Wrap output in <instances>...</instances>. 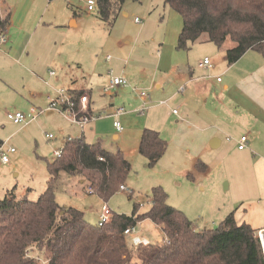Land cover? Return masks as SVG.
<instances>
[{"label":"rangeland","instance_id":"1","mask_svg":"<svg viewBox=\"0 0 264 264\" xmlns=\"http://www.w3.org/2000/svg\"><path fill=\"white\" fill-rule=\"evenodd\" d=\"M23 1L32 2L5 0L12 10L18 7L20 12L22 7L19 6ZM71 3L69 5L65 0H34L29 15H38L41 21L38 27L28 28L22 38H16L17 42H22L20 45L15 43L12 48L0 52V139L5 151L7 148L14 149L8 153L7 163L0 162V197L13 191L18 198L37 199L46 187V162L55 158L54 151L61 147L67 136L79 137L86 129L56 109L45 110L49 106L45 104L48 92L52 91L54 96H57L55 92L66 95L71 91L69 87H83L89 91L90 106L94 112L104 111L113 101L117 106L124 105L128 114L127 102L119 101L117 104L114 93L109 95L103 91L108 86V71L121 68L124 59L138 79L145 67L156 61L157 54L196 65L206 55L213 63L217 61L213 79L220 78L230 83L236 71L239 73L254 68L262 61L257 51L249 50L238 61L228 64L227 60L221 59L225 56V47L231 45L228 39L221 49L205 37L190 44L188 49H177L182 19L164 0H124L112 26L100 19L96 11H87L83 2ZM71 9L76 11L75 16ZM0 11H4L1 2ZM21 50L22 57L19 54ZM107 55L111 59H105ZM142 57L146 59L145 65L140 59ZM46 70L55 72L53 78H60L58 85L51 84L49 78L47 80ZM33 105L40 110L35 120L15 124L7 118V113L27 112ZM137 115L140 116V112ZM138 116L127 115L116 120L126 133L132 135V124L125 121L135 123ZM108 125L109 122L103 120L100 128L108 132ZM48 134L52 137L47 138ZM88 138L89 141L94 139ZM103 144L114 148L112 135H107ZM199 159L206 165L204 170L195 168L180 172L175 157L173 161L164 159L148 166L147 160L137 153L130 159L131 170L125 179L130 191L118 190L103 201L96 194L88 193L85 183L71 181L57 188L55 200L60 206L80 210L84 219L96 224L103 202L116 214L130 215L135 205L138 212H144L151 205L153 188L161 187L167 194L168 205L183 211L198 228L212 229L231 212L232 209L227 210V207L231 204L230 200H235L238 181L235 173L228 172L227 158L223 161L213 158L210 162L209 156L204 154ZM136 229L147 243L163 239L160 227L149 219L138 223ZM126 242L135 249L136 246L127 237Z\"/></svg>","mask_w":264,"mask_h":264},{"label":"trees","instance_id":"2","mask_svg":"<svg viewBox=\"0 0 264 264\" xmlns=\"http://www.w3.org/2000/svg\"><path fill=\"white\" fill-rule=\"evenodd\" d=\"M123 1L96 0L94 11L112 26ZM164 3L182 19L177 49H188L202 37L221 48L228 39V64L248 50L264 58V0ZM71 10L75 16L76 11ZM9 19L10 12L0 14V30L6 29ZM69 94L78 110L83 90ZM83 113L91 116L89 107ZM166 146L157 130L142 129L138 152L148 166L158 162ZM59 150V155L46 162V187L37 199L18 198L13 191L0 197V264H264L256 231L246 222L238 223L233 211L215 228H198L183 211L167 204L161 187L153 188L148 210L138 212L135 205L130 215L111 212L107 222L90 223L80 210L56 202L57 188L71 181L85 183L88 193L106 201L118 190L130 191L125 179L131 163L121 150H107L99 141L88 143L83 136H67ZM205 168L203 162H197L196 169ZM144 219L160 227L163 239L140 242L133 250L124 230Z\"/></svg>","mask_w":264,"mask_h":264},{"label":"crops","instance_id":"3","mask_svg":"<svg viewBox=\"0 0 264 264\" xmlns=\"http://www.w3.org/2000/svg\"><path fill=\"white\" fill-rule=\"evenodd\" d=\"M33 1L28 3L23 1L19 6V8L22 7L20 12L18 7L12 10L9 5H6L5 0H0L4 5V11H0V14L10 12L9 23L5 29L7 40L0 47V52H5V48H12L15 43L20 45L22 42H17L16 38L17 40L22 38V34L24 35L28 28L38 27L41 22L38 15L37 17L29 15ZM29 16L30 19H28ZM131 53L132 48L129 50V55ZM19 54L21 57L24 55L22 50ZM156 57V61L146 66L138 79L134 77L126 59L122 60L124 65L121 68L114 72L111 69L108 71L110 76L107 84L112 74L127 79V85L103 91L109 95L114 93L117 104L119 101L127 102L130 110L128 114L124 105L117 106L113 101L104 108V111L94 112L90 106L87 89L68 88L72 92L83 90V95L88 97L86 107L90 109L92 120L84 127L86 135L84 131L80 136H83L88 143L99 141L107 150H121L130 162L137 153L141 155L138 152V142L142 129L157 130L167 142L165 152L158 162L164 159L173 161L175 157L178 159L180 172L193 171L197 162L200 161L199 158L204 154L209 156L210 162L213 158H219L220 161L227 158L228 172L235 173L238 181L235 200L229 201L231 204L229 203L227 210L232 209L230 211L234 212L238 223L246 222L256 232L264 229V58L261 56L262 61L254 68L239 73L236 71L230 83V81L224 82L223 79H213L217 61L213 63L206 55L204 57H208L212 64L209 68L200 67V61L197 66L194 62L171 60L162 53L157 54ZM140 59L145 65L146 59L144 57ZM221 59L226 61L225 56ZM50 71H45L47 80L49 78L52 80L51 84L58 85L60 78H53L55 72L50 74ZM47 80H45L46 83H48ZM142 92L144 94H141ZM56 97L52 91L48 92L45 95V104L48 105L50 99ZM118 107H123V112L113 115ZM44 109L49 110L48 106ZM137 112L141 115L138 116ZM127 115L138 116L135 123L124 120L132 124V135L126 133L121 123L120 130L113 124L116 118H124ZM103 120L109 122L108 132L100 128ZM107 135H112L115 140L114 148H107L103 144ZM243 135L247 136V140L245 147L240 150L237 145L239 138ZM88 136L94 139L89 141ZM103 204L106 203L103 202ZM109 211L111 213L110 209ZM126 237L133 245L140 242L147 243L146 239H141L136 227L135 231Z\"/></svg>","mask_w":264,"mask_h":264},{"label":"built area","instance_id":"4","mask_svg":"<svg viewBox=\"0 0 264 264\" xmlns=\"http://www.w3.org/2000/svg\"><path fill=\"white\" fill-rule=\"evenodd\" d=\"M67 2H83L86 6L85 9L87 11H92L95 8V2L96 0H66ZM136 22L139 21L137 17L134 18ZM7 40V35L5 30H0V47L5 43ZM106 59H111V56L107 55ZM200 67H211V61L209 58L205 57L203 61L199 62ZM111 73V71H110ZM50 74H54V71H50ZM217 80H220V78H217ZM127 79L123 76H114L113 74L110 77L109 84L105 88V90H108L110 88H115L117 86H125L127 85ZM141 94H144L143 92ZM88 102V97L86 95H81L79 99V108L78 110L75 109V103L71 99V96L69 92L65 94H62V92H57V97L55 99H50L48 108L56 109L57 111L63 113L66 115V117L70 118L71 121L78 124L80 127H84L90 120H92V116H89L87 114H84L83 112L86 111V104ZM161 103H164V101H161ZM123 112V107H118L114 110L113 115H119ZM173 112H176V110H173ZM40 114V110L34 106H31L27 112L22 111H15V112H9L7 113V118L15 123V124H26L28 122H31L35 120L38 115ZM114 126L120 130L121 125L118 120H115L113 122ZM52 135L48 134L47 138H51ZM247 136L243 135L239 138L237 148L243 149L246 145ZM13 148H7L6 151L0 146V162L1 163H7L8 162V153L13 152ZM60 150L57 149L54 151L55 155H59ZM121 189H125L124 186H121ZM110 218V211L106 204H103L101 207V212L99 216L98 223L101 224L103 222H107ZM135 231V227L126 228L124 230V234L126 236L131 235L132 232ZM256 236L258 238L262 254L264 257V229H260L256 232Z\"/></svg>","mask_w":264,"mask_h":264}]
</instances>
